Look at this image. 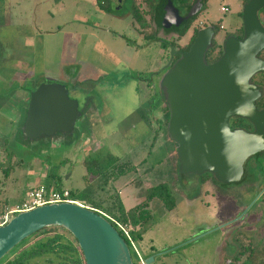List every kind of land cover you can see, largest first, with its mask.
<instances>
[{
    "label": "rangeland",
    "instance_id": "1",
    "mask_svg": "<svg viewBox=\"0 0 264 264\" xmlns=\"http://www.w3.org/2000/svg\"><path fill=\"white\" fill-rule=\"evenodd\" d=\"M113 2L117 13L101 10L97 0H0V76L4 79L0 92V212L3 203L14 209L24 190L40 183L49 185V170L61 178L62 189L80 192L87 177L79 156L100 148L97 156L119 158L117 168L123 176L107 184L94 181L92 186L98 191L93 199L103 200L106 207L109 196H124L119 201L126 210L139 207L136 215L144 223L138 226L140 238L133 245L144 261H137L130 246L135 264H145L146 255L155 253L149 264H240L226 258L236 250L230 237L223 239L225 228L212 229L237 215L234 205L207 196L204 186H194L199 182L196 176L178 169L176 147L163 126L164 102L158 107V75L154 73L163 72L168 51L138 35V26L134 31L126 0ZM136 2L145 14L147 7L141 0ZM223 6L228 12H221ZM240 12L241 0H207L180 41L173 35L164 39L184 45L199 26L220 25L216 37L220 42L241 26ZM147 32L152 34L154 29ZM149 73L146 81L152 87L136 78ZM48 77L66 85L80 107L86 104L81 132L76 135L88 142L73 148L66 142L38 140L28 146L17 142L18 120L3 108V99L11 86L25 84L30 90ZM256 78L264 89V73ZM151 97L156 109L144 110L142 119L139 109ZM21 98L23 94L16 93L6 108L18 115ZM8 153L12 159L7 158ZM129 182L132 186L126 189L130 192H122ZM162 186L167 192L163 193ZM250 194L244 193L246 200ZM255 224L264 225L260 220ZM254 229L244 231L249 240L258 238ZM253 245L255 261L264 264V241Z\"/></svg>",
    "mask_w": 264,
    "mask_h": 264
},
{
    "label": "water",
    "instance_id": "2",
    "mask_svg": "<svg viewBox=\"0 0 264 264\" xmlns=\"http://www.w3.org/2000/svg\"><path fill=\"white\" fill-rule=\"evenodd\" d=\"M264 0H250L242 6L244 37L226 38L221 57L208 65L205 55L211 46L214 28L198 30L187 52L170 48V60L180 58L162 75L169 111L168 138L177 146L180 171L202 174L212 171L220 181L238 180L243 162L264 149V110L255 102L260 88L251 78L264 72V26L259 12ZM196 0L185 16L169 3L164 28L177 30L201 11ZM78 103L63 86H41L31 94L23 134L28 138L69 132L79 117ZM247 119L256 128L248 134L230 131L231 117ZM62 228L77 241L85 264H135L130 247L102 215L78 203H54L13 216L0 227V261L21 242L49 228ZM153 258H148L149 264Z\"/></svg>",
    "mask_w": 264,
    "mask_h": 264
},
{
    "label": "flooded vegetation",
    "instance_id": "3",
    "mask_svg": "<svg viewBox=\"0 0 264 264\" xmlns=\"http://www.w3.org/2000/svg\"><path fill=\"white\" fill-rule=\"evenodd\" d=\"M116 1H117V4H120V2L122 0H116ZM110 2L112 3V7L116 6L114 4L113 0H110ZM201 2H202V0H201ZM123 3H124V0H123ZM202 8H203V3H202ZM202 8H201V10H202ZM120 9H121V7L119 6L117 8V11H119ZM141 15L143 17V20L147 22L146 23V27H147L146 30L148 31V29H151V27L154 29V32L152 34H155V41L158 42L160 45H162V44L167 45V51H168V57L167 58L168 59H167L166 65L163 68L164 70H163V72H160L161 70H159V72L157 71L158 73H154V74L158 75V80H157V84H155V89L159 90V93H156V95L159 96V94H160V98H158V101H159L158 107H159L160 103H163V99H162L163 96L165 97L164 90L159 87L160 79H161L162 75L164 74V72H166L180 58V56L174 55L172 60H170L171 59L169 56V53L171 54L170 48H173L174 50L180 51V52H187L194 41L192 43H190V41H189L188 44L180 45L179 42L174 43V42H171L170 39L166 40V39H164V36L173 35L179 41L181 40L182 37L179 38L178 35L176 34L177 31L175 32V30L166 32L164 25H163L164 18H163L160 26H155L151 22V19L149 18V15L147 13H145V14L142 13ZM180 15L185 16L186 14H180ZM259 20L262 23V25L264 26L263 20H261L260 18H259ZM148 23H150V24L148 25ZM131 26H132V23H131ZM205 27H207V26H199L197 28V32H198V30L205 28ZM240 27H243V23L241 24ZM240 27H238L237 29H239ZM132 28L134 29L135 32H137L133 26H132ZM219 29H222V27ZM234 32L232 34L224 35L223 40L218 42L216 40L217 31H215V29H214V36H213L212 41L216 40L221 45L222 53H223L224 42H225L226 38L229 36L235 37L233 35ZM137 34L141 35L139 32H137ZM141 36L144 38L143 35H141ZM235 38H237V37H235ZM237 39L241 40V38H237ZM172 44L174 45V47L172 46ZM187 46H189V48L187 51H185L184 49ZM163 50L165 51V49H163ZM258 57L264 61V51H261L259 53ZM175 58H177V60H175ZM213 63L214 62L207 63V64L210 65ZM262 73H264V72H262ZM259 74L260 73L255 74L251 78V83H253L254 85H256L257 87L260 88L261 96L255 102V106L259 111H262V110H264V89H263V86L260 85L261 82L258 81L259 79L256 78L257 76H259ZM141 82L146 83V85L148 87H152V85H153V84L148 85V82H146V80L141 81ZM3 85H4V79L0 76V92H2L1 87ZM51 85L63 86L65 89H67L66 85H64L63 83H60V82L54 80L53 78L48 77L46 79H43V81H40L38 84L35 85V87L31 88L30 90H29V88L25 87V84L19 85L20 87H18V85H17L16 88H13V86H11L10 89L8 90L7 94L5 95V97L3 99V104H2L3 108H5L6 112H9V113L15 115L16 119L18 120L19 140L17 142L19 144L21 142V143H23V145H27V146L32 145L33 143H35V141H38V140H42L45 143L51 142L53 144L66 142L71 146L73 145L72 148L76 145V143L78 144L79 142H82V143L88 142L87 139L81 140L80 137H77V135H76L77 132H81V121L80 120H81L82 115L84 114L85 109H87V106L85 103H83L80 107L79 100L75 99L73 97H70L68 89H67L68 96L70 99L77 101L78 112L80 113V115L76 119V122H75L73 128L71 129V131H69V132L56 131L51 135L43 134V135H40L36 138H28L23 134V128H24V124L26 121V117H27V112H28V108H29V104H30V100H31V94L34 93L41 86H51ZM16 93H22L23 94V98H21V100L17 101V103L20 105V109L18 110V115L16 113L10 112L9 109L6 108V105L14 100V96ZM150 99H152V97ZM150 99H148V101ZM155 109H156V106H155ZM162 119H163V116H162ZM229 129H230V131L241 130V131H244L248 134H252L256 130L255 126L253 124H251L247 119L236 117V116L230 118ZM263 133H264V129H263ZM95 143L92 142L93 145H95ZM175 147H176V153H177L176 144H175ZM98 151H100V148L92 151V153L89 152L87 154L79 156L82 158L81 161H82L83 166H84L85 171H86V175H85L86 177H87V169L84 165V162L86 160L94 159L96 157L104 158L107 156V155L103 156V157L97 156ZM7 158L12 159L13 155H10L8 153ZM114 158L117 159L115 164L118 166L119 158L118 157H114ZM178 169H180L179 160H178ZM119 170H121V168H119ZM119 170L115 167V170L113 171V173L115 175L107 183H109L111 180L115 181V179L123 176V174L119 175V173H118ZM52 174H54V173L49 170V176L48 177H49L50 182L52 181V179H51ZM55 175L57 176V174H55ZM191 175L196 176L197 180L199 181L198 183L196 182L194 184V186H197V184H199V186H204L205 187L204 193H206L207 196L211 197L212 199L228 200V202H231L234 205V208L236 209L237 215L227 219L226 222H223L220 225H214L212 228L213 230H215L217 228L218 229L219 228H223V229L225 228V230L223 232V239H224V236L226 235L225 240H227L230 237V239L233 242V247L235 248L236 252L235 253H230V252L227 253L226 254L227 260H230L231 262H243V261L255 260V254L254 253H255L256 246L253 244H255V243L257 244L258 241H264V225L262 227H260L259 225L255 224V222H258L259 220L261 221V223H264V149L261 150L260 152H257L255 154L249 156L243 162L242 173H241L238 180L230 181V182L229 181H220V180H218V178L216 177V175L212 171H206L202 174H191ZM97 179L104 182L101 178L89 177V178H87L86 183H85V187L82 190H84L89 185L92 188V192L97 193L98 187L92 186L93 182L96 181ZM107 183H105V184H107ZM130 186H132V184H130V182H129L123 188V189H125V191H122V192L129 193L130 190L127 191L126 188H129ZM132 189H134V188H132ZM114 193H117V191ZM133 193H134V191H133ZM244 193H251L250 194L251 197L249 196L250 197L249 200H246V199H248V197H245ZM118 199H120V201H121V198L119 196H118ZM251 219H253L252 222H254V223H252V222L248 223V221H250ZM243 224H244V226H243ZM129 227L131 230V225H129ZM212 229H210L209 231H211ZM247 229H254L255 236L258 238L255 240H253V238H252V240L251 239L249 240L245 236V233H244V231H247ZM136 230L140 231V227H137ZM209 231H207V232H209ZM132 233L133 232L130 231L131 238H132L133 242L135 243L136 240L133 238ZM205 234H206V232H205ZM259 234H263V236L260 237V236H258ZM135 250L137 253V256H136L137 261H140V260L144 261V259H142V257H141V252L137 249V247L135 248ZM136 253H135V255H136ZM155 254H157V253H155ZM155 254H148V255H146L145 259H148L151 256H154ZM152 258L154 259V257H152Z\"/></svg>",
    "mask_w": 264,
    "mask_h": 264
},
{
    "label": "trees",
    "instance_id": "4",
    "mask_svg": "<svg viewBox=\"0 0 264 264\" xmlns=\"http://www.w3.org/2000/svg\"><path fill=\"white\" fill-rule=\"evenodd\" d=\"M99 3V7L101 10L105 12H116L113 10L112 3L110 0H97ZM125 7L130 12L132 26L136 28L138 26L142 29L140 32L141 35L144 36V39L148 42L155 41V34H150L146 30V21L143 20L142 12L140 10L139 3L136 0H126ZM196 0H141L140 4L147 7V14L151 19V22L155 26H160L161 22L165 16V9L169 3H171L180 14H187L189 9L195 3ZM250 0H241V7ZM207 0H202L203 6H205ZM226 7V6H225ZM119 12V11H118ZM242 12L239 13L241 17ZM195 18V17H194ZM259 18L264 22V7L259 12ZM193 19L189 20L184 26L180 27L177 31V35L179 38L186 35L188 32ZM150 23H148L149 25ZM221 26L214 27L215 31L219 30ZM169 32V31H166ZM197 35V29L194 30L190 43H192ZM237 38H243L244 32L243 27L235 30L234 34ZM174 47V45L172 44ZM161 47L167 50V45L162 44ZM189 46H187L184 50L187 51ZM222 55V47L216 41L213 40L211 46L209 47L205 60L207 63L215 62ZM177 60V58H175ZM152 73L146 75H138L136 78L140 81H144L150 78ZM149 81V80H148ZM146 81V82H148ZM164 107L161 109L163 112V126L165 127V131L167 134V123L169 119V111L165 103V97L163 96ZM154 101L150 99L148 103L139 109L140 118L144 119L146 115L143 113L144 110H154ZM169 141H171L169 139ZM174 144V143H173ZM175 146V144H174ZM117 159L112 157L111 155H107L104 158H94L89 159L84 162V165L87 169V178H101L104 183H107L115 174L113 171L117 165L115 164ZM118 169V168H117ZM119 175L123 174L121 170L118 171ZM52 181L46 188H53L55 190H61L60 182L61 178L57 177L55 174L51 175ZM89 186V185H88ZM86 187L84 190L80 192L70 191V200L81 203L82 205L89 207L95 211L101 212L108 217L122 223L131 225V232L133 238L139 239L138 236L139 230L136 228L140 225H143L144 220L136 215V210L139 207H135L133 209L126 210L124 206L120 203L118 197L109 196V199L106 200V207L103 206V200H94L95 195L97 193L92 192L91 186ZM161 189L166 191L165 187H161ZM167 192V191H166ZM168 206V205H167ZM170 208V206H168ZM110 222V221H109ZM111 223V222H110ZM112 224V223H111ZM113 225V224H112ZM115 227V226H114ZM116 228V227H115ZM137 236H136V235ZM122 236V234H120ZM127 242V241H126ZM128 244V242H127ZM38 260L36 262L31 263L32 261ZM0 264H85L83 259L82 252L78 247L77 241L72 237L70 233L65 231L62 228H49L39 231L38 233L32 235L27 238L23 242H21L18 246H16L4 259L0 261ZM240 264H263L256 262L255 260L243 261Z\"/></svg>",
    "mask_w": 264,
    "mask_h": 264
},
{
    "label": "built area",
    "instance_id": "5",
    "mask_svg": "<svg viewBox=\"0 0 264 264\" xmlns=\"http://www.w3.org/2000/svg\"><path fill=\"white\" fill-rule=\"evenodd\" d=\"M221 12L226 13L228 12V8L223 6L221 7ZM78 203L79 202L70 200V191L68 189H47L43 184L37 186L36 188H32L26 191L24 199L18 205L15 206L14 209L5 208L2 213H0V227L5 226L9 220L18 213H23L27 211H32L33 209L43 207L45 205L54 204V203ZM83 206V205H82ZM104 217L110 221L114 228L118 231L119 234H122V238L125 242H128V246L132 247L134 253H136L135 247L133 245V240L130 235V227L128 224H122L107 215L103 214ZM126 242V243H127ZM137 256V253H136ZM143 263L142 260L139 261Z\"/></svg>",
    "mask_w": 264,
    "mask_h": 264
},
{
    "label": "crops",
    "instance_id": "6",
    "mask_svg": "<svg viewBox=\"0 0 264 264\" xmlns=\"http://www.w3.org/2000/svg\"><path fill=\"white\" fill-rule=\"evenodd\" d=\"M39 185H42V184H41V183H40V184H37L36 186H34V188H36V187L39 186ZM43 185L46 187V184H43ZM30 189H32V188H30ZM48 189H49V188H48ZM26 191H27V190H24V193H22L21 198H18L20 202H22V200L24 199V196H25V194H26ZM119 197H120V196H119ZM122 198H124V196L121 197V200H122ZM5 208H8V206H7L6 203H3V208H2L3 211H4ZM8 209H10V208H8ZM3 211H1L0 213H2Z\"/></svg>",
    "mask_w": 264,
    "mask_h": 264
}]
</instances>
